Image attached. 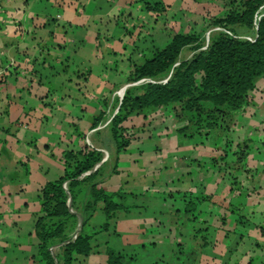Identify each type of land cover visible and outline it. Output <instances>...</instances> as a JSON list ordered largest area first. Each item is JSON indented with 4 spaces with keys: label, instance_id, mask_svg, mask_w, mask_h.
<instances>
[{
    "label": "crops",
    "instance_id": "obj_1",
    "mask_svg": "<svg viewBox=\"0 0 264 264\" xmlns=\"http://www.w3.org/2000/svg\"><path fill=\"white\" fill-rule=\"evenodd\" d=\"M206 2L208 1H193L188 6L184 14L186 16L182 18L183 31L180 29L182 24L177 23L175 34L194 32L187 21L195 13V9L198 6L203 9ZM165 6L169 8L168 5ZM54 10L56 13L53 15L51 13ZM57 10H62V15L57 14ZM152 13L154 12L143 8L140 0H0V262L12 264L21 256L22 263L37 264L33 226L40 210L33 214L25 208L27 203L21 204L22 197L28 191H32L38 201L39 189L49 182L39 181L31 184L32 187L28 183L32 178V171L45 175L40 167L31 172L27 170L37 144H43L44 155H50L48 159H55L53 160L59 166L60 175L63 171V155L69 151H79L84 143L94 150L105 152L97 176V184L103 191L104 182L111 175L117 174L114 164L115 168L105 177L99 176L110 157L118 155L109 123L119 109L123 92L135 87L126 81L133 67L142 64L153 52L159 50L152 48L149 51L140 44L144 41L147 28L152 30L160 23L159 18H153ZM89 18H94L95 21L107 18L113 23L116 28L112 31V38H104L100 31L89 29L86 25ZM262 97L261 94L259 98ZM253 98L250 95L251 103ZM100 113L103 114V119L93 127L94 120ZM164 114L163 108H147L140 114L130 116L123 123L130 136L129 144L122 152L126 153L131 145L130 141L140 140L137 137L140 131L151 128L153 124L157 125L158 119ZM178 120L182 126L184 121ZM102 131H108V137L101 135ZM210 134L212 133L208 136L204 134L206 139L195 153L196 159L181 160L173 156L174 150H178L180 146L190 147L181 139L175 140V146L169 151L172 156L169 162L172 166L169 170L172 181L166 179V183L170 184V193H174L169 198L192 199L195 207L193 213H190L191 219H186L185 224H176L173 205L170 201L168 204L163 200L161 213L166 215L154 219L148 226L153 236L154 248L169 238L171 242H177V245H180L181 239H192L200 252L197 264L209 263L212 256L206 254L209 251L206 249L211 246V237L216 239V243L232 238V248L229 247L226 251L232 256V252L243 244L242 234H238L236 230L225 231L217 225L222 218L219 210L231 214L230 221L236 229L241 224L239 219L234 220L236 211L245 213V209L246 212H251L254 208L253 202L247 200L255 192V188L248 186V167L245 176L240 175L244 182L240 192H232V187L217 183V177L213 178L215 176L210 168H201V162L206 163L207 158L214 157L213 151L220 148L218 137L213 145L206 144ZM218 136L225 138L222 131ZM225 145L229 146L227 142ZM243 145L244 151L249 150L250 144ZM239 147L237 144L236 149ZM186 154L190 156L191 152ZM252 155L245 151L247 163H254L255 157ZM160 158L155 148L151 161L166 170L167 164L161 162ZM24 160L27 163H23ZM221 160L228 159L225 156ZM229 161L233 163L232 159ZM232 166L235 167L234 164ZM257 188L264 190V181ZM82 189L76 204L78 209L71 211L77 218V232L82 223L80 212L89 196V187L84 186ZM118 191L113 189L112 193ZM26 220L31 223V231L22 242L18 223ZM90 220L82 227V232L88 227ZM131 220L139 231V236L143 237L145 223L139 216H132ZM197 220L199 233L191 230L190 226V222ZM220 225H224L223 222ZM186 226L189 232L184 235L187 233ZM77 234L75 233L74 239ZM260 240L259 244H255L258 253L256 261L251 259L246 264L264 259V233ZM225 250H222V255ZM89 256L95 259V252ZM231 258L228 257L227 261ZM193 261L196 262V259Z\"/></svg>",
    "mask_w": 264,
    "mask_h": 264
},
{
    "label": "rangeland",
    "instance_id": "obj_2",
    "mask_svg": "<svg viewBox=\"0 0 264 264\" xmlns=\"http://www.w3.org/2000/svg\"><path fill=\"white\" fill-rule=\"evenodd\" d=\"M160 1L168 5L169 8H166V11L161 12L159 15L157 13H152L153 18L157 19L158 17L160 23L157 27H153L152 30L147 28L144 41L140 42L142 48L145 47L149 51L152 48L162 49L170 41L172 35L176 33L175 30L178 29L176 26L177 23L182 24L180 28L182 30L184 27L182 18L186 16H184V14L185 11L188 10V6H191L193 1L202 0ZM205 1L208 2L203 5V9H201L200 6H196L195 13L191 14L189 21H187L189 26L193 27L194 33L199 34V43L202 45V49L207 47L211 37L217 33H225L240 40L251 41L254 39V29L246 30L240 26L224 29L209 24V20L223 17L226 13V9L224 8H228L227 6H229L233 0ZM223 10H225V12H223ZM263 11L264 7L259 11L257 19L261 16ZM55 13L56 11L54 10L51 14L54 15ZM57 14L62 15V10H57ZM83 21H85V19ZM86 25L91 30L100 31L101 36L109 39L112 38V31L116 28L107 18H103L102 21H95L94 18H89L86 21ZM134 40L135 39H133V41ZM116 46H118L117 43ZM192 55L193 52L188 48H184L175 66L178 65L180 61L189 59ZM139 92L140 90L138 89L134 94H138ZM117 94L119 96V92ZM261 94L263 95L262 99L259 98ZM123 95L124 92L121 97H123ZM250 95L254 96L253 103L249 101L250 104L244 105L241 110L233 113L231 123L228 124L227 128L229 132H227V130H225L226 127L221 126L222 123L219 122L218 126L222 127L225 138H220L218 136V133H221L222 129L217 128L211 132L210 138L206 140V144L213 145L218 137L220 148H218L217 151H213L214 157L211 159L207 158L206 163L201 162L200 166L202 169L204 167L206 170L210 168V172L215 176L213 178L216 179L217 177V183H224V185L232 187V192L237 190L240 192L244 183L241 181L240 175L245 176L244 173H247L246 167H248V169H250V172L247 174L249 179L248 186L255 188V192L251 194L249 199L247 198L249 202H253V210L251 212H246L245 209V213L236 211L234 220L239 219V223H241L237 225L236 229L232 224L233 222L231 223L230 221L231 214L222 210L218 211L222 217L221 221L224 219V221H222L224 225H220L222 223L221 221H219L217 225L223 227L225 231L236 230L238 234H242L243 244L238 246L236 251H231L233 253L232 256L226 253L228 250L227 248H232V238H227L228 241L225 238L221 243H216V239L211 237V246L206 249H209L206 254L208 256L211 254L212 256L208 264H246L251 259L255 262L258 257L255 244L261 242L260 237L264 233V190L262 188H257L264 181V78L255 80V90H253ZM163 109L165 114L158 119L157 125L153 124L151 128H146L143 132L140 131L137 135L140 140L130 141L131 145L126 153L121 152L116 157L111 156L109 162L106 163L100 171L99 176L105 177L115 164L117 174L111 175L108 181L104 182L102 188L106 193H112L113 189L116 191L120 189L118 192L121 197L115 198V201L129 209L127 211L115 212L113 218L109 221L108 229L98 232L101 225L105 222V216L101 210L102 204L98 203L88 227H85L83 230V234L87 235L98 232L91 241V244L95 246V259L89 255L87 257L81 256L78 257L77 261L73 264H106L107 257L105 251L108 249L112 252L120 253L123 256V264H197L198 260H200V252L197 246L195 247L194 243H192V239H181L179 242L180 245H177V242H171L169 238L168 241L163 242L162 245H158L155 248L152 246L154 240L148 226L154 219H160L161 215H166V213H161L163 200H165L166 203L170 201L169 203L173 205L175 214L174 222L178 225L179 223L185 224L186 219H191L190 213H193L195 207L193 206L194 201L190 198H169L171 194L174 196V193H170V184L166 183V179L172 181L169 175V170L172 167L169 162L172 156L169 154V151L175 146V140L181 139L184 144L188 143L190 147L180 146L178 150H174L173 156L179 157L181 160H183V158L187 160L192 158L196 159L195 153L200 150L201 143L206 139L204 132L200 133L199 136L194 135L195 126H187L186 121L180 126L179 120L175 116L172 108L164 107ZM171 127L173 128L171 129ZM107 132L102 131L101 135L108 137ZM147 137H150V139H147ZM225 142L229 144L228 147L225 145ZM237 144L240 146L239 149H236ZM243 144H250L249 150L245 151L246 153L249 152L253 154L252 156L255 157L253 158L254 163H247L248 158H246L247 155L244 157L245 151L243 149L245 146ZM42 146L43 144H37L36 150H34L31 156L32 163L27 164V170L31 172L40 167L45 175H39V173H34L32 171V178L30 182H28L30 187H32L31 184L34 185L39 181H43L42 183L46 181L52 182L60 176L58 173L59 166L56 165L55 159L53 157L48 159L50 155H44ZM155 148H157V154L161 156L160 161L167 164L165 165L167 167L166 170L160 168V166L155 165L154 162L151 161L155 154ZM190 152V156L186 154ZM225 156L228 160H221ZM229 159L233 160L232 164H234L235 167L232 166ZM23 163H27V160H24ZM137 163L138 165H136ZM245 163H247V165ZM204 164H206V166H204ZM237 168H239V170H237ZM97 188L101 189L99 185H97ZM235 193H233V195ZM24 202L27 203V207L25 208H28V210L24 208H21V210H27L33 214L40 210V204L32 191H28L26 195L22 197L21 204H24ZM239 208L240 207H238V209ZM134 209L136 210L133 211ZM71 211L75 212L72 209ZM253 211L254 213H252ZM132 216H139V219L145 223L144 226L146 227L143 232V237L139 236L140 233L131 220ZM190 223V226H192L191 230L199 233L200 226L198 220L194 223ZM261 228L262 231L260 230ZM30 229L31 223L29 221L26 220L18 223L19 237L22 242L28 238L27 234L31 231ZM185 230H187V233H184V235H187L189 232L187 226ZM77 231L76 228L71 234V240L74 239L75 233H78ZM30 238H32V236ZM31 240L32 239H30V241ZM29 247L32 249L31 245ZM58 249L59 246L57 245L50 249L56 262ZM222 250H225L224 255H222ZM228 257H232L230 261H227ZM195 259L196 262L193 261ZM0 264L5 263L0 262ZM12 264L25 263H22L20 256L18 260Z\"/></svg>",
    "mask_w": 264,
    "mask_h": 264
},
{
    "label": "trees",
    "instance_id": "obj_3",
    "mask_svg": "<svg viewBox=\"0 0 264 264\" xmlns=\"http://www.w3.org/2000/svg\"><path fill=\"white\" fill-rule=\"evenodd\" d=\"M140 2L145 10L158 15L167 8L158 0ZM227 7L223 17L211 19L209 24L224 29L234 26L254 29V39L240 40L217 33L202 49L199 34L177 33L162 49L153 52L142 64L134 66L127 83L142 78L158 80L169 72L171 75L164 84L148 83L125 90L119 109L109 123L116 154L129 144L130 135L123 123L147 108H172L181 121H186L187 126H195L193 134L205 132L208 136L217 128L222 129L218 126L219 122L227 130L233 113L249 104L250 93L255 90V80L264 78V11L257 19L264 7V0H233ZM184 48H188L193 55L175 66ZM138 89L140 92L135 95ZM102 119L103 114L100 113L92 126L95 127ZM102 159L100 151L84 143L79 151H69L63 155L62 174L39 189L37 198L40 212L33 226L37 264H73L78 257H87L95 252L91 241L98 232L108 229L115 212L129 209L115 201V198L121 197L119 192L106 193L97 188ZM84 186L89 187V196L81 211V229L71 240L70 236L77 226V218L71 209H78L77 200ZM98 203L102 204L105 222L98 232L83 234L82 227L91 219ZM55 245H59L57 262L50 252ZM105 252L106 264H123L120 253L109 249Z\"/></svg>",
    "mask_w": 264,
    "mask_h": 264
},
{
    "label": "built area",
    "instance_id": "obj_4",
    "mask_svg": "<svg viewBox=\"0 0 264 264\" xmlns=\"http://www.w3.org/2000/svg\"><path fill=\"white\" fill-rule=\"evenodd\" d=\"M252 41V40H251ZM171 72L168 74V76L162 80H153V79H149V78H142L136 82H132L130 84V86H140L143 84H164L168 81V79L170 78ZM103 156H105V152L104 151H100Z\"/></svg>",
    "mask_w": 264,
    "mask_h": 264
},
{
    "label": "flooded vegetation",
    "instance_id": "obj_5",
    "mask_svg": "<svg viewBox=\"0 0 264 264\" xmlns=\"http://www.w3.org/2000/svg\"><path fill=\"white\" fill-rule=\"evenodd\" d=\"M263 261H264V259L262 261H260V262L253 263V264H261ZM249 264H252V263H249Z\"/></svg>",
    "mask_w": 264,
    "mask_h": 264
}]
</instances>
